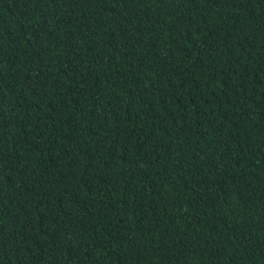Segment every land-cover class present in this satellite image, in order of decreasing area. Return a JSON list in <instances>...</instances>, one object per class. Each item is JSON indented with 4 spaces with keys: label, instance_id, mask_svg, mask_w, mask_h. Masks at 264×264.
Wrapping results in <instances>:
<instances>
[{
    "label": "trees",
    "instance_id": "obj_1",
    "mask_svg": "<svg viewBox=\"0 0 264 264\" xmlns=\"http://www.w3.org/2000/svg\"><path fill=\"white\" fill-rule=\"evenodd\" d=\"M0 264H264V0H0Z\"/></svg>",
    "mask_w": 264,
    "mask_h": 264
}]
</instances>
